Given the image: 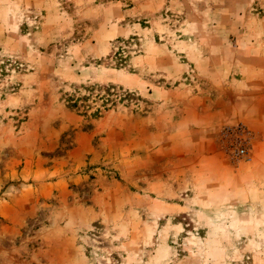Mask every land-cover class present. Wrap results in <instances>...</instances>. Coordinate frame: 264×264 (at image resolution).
Here are the masks:
<instances>
[{
    "label": "rangeland",
    "instance_id": "obj_1",
    "mask_svg": "<svg viewBox=\"0 0 264 264\" xmlns=\"http://www.w3.org/2000/svg\"><path fill=\"white\" fill-rule=\"evenodd\" d=\"M0 264H264V0H0Z\"/></svg>",
    "mask_w": 264,
    "mask_h": 264
},
{
    "label": "built area",
    "instance_id": "obj_2",
    "mask_svg": "<svg viewBox=\"0 0 264 264\" xmlns=\"http://www.w3.org/2000/svg\"><path fill=\"white\" fill-rule=\"evenodd\" d=\"M245 151H246L245 148H241L239 153H245Z\"/></svg>",
    "mask_w": 264,
    "mask_h": 264
},
{
    "label": "trees",
    "instance_id": "obj_3",
    "mask_svg": "<svg viewBox=\"0 0 264 264\" xmlns=\"http://www.w3.org/2000/svg\"><path fill=\"white\" fill-rule=\"evenodd\" d=\"M76 103H77V101H76V100H74V101H73V105H76Z\"/></svg>",
    "mask_w": 264,
    "mask_h": 264
}]
</instances>
